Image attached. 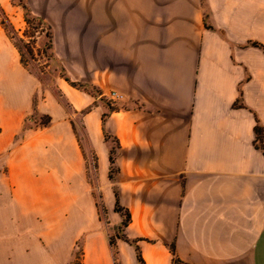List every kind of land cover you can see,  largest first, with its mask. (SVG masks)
Masks as SVG:
<instances>
[{
  "label": "crops",
  "instance_id": "crops-1",
  "mask_svg": "<svg viewBox=\"0 0 264 264\" xmlns=\"http://www.w3.org/2000/svg\"><path fill=\"white\" fill-rule=\"evenodd\" d=\"M27 2L32 16L48 22L51 51L60 37L75 38L64 23L70 14L48 12L55 0ZM89 6L84 73L69 76L96 87L116 109L108 112L89 92L81 97L65 79L58 85L76 109L88 106L107 209L115 196L105 185L104 133L119 142L116 192L131 213L128 247L139 249L144 264H264V52L249 44H264V0ZM64 47L72 51L69 41ZM40 90L0 24V264H63L71 256L41 230L61 229L63 192H72L63 180L85 179L65 165L77 164L81 150L66 149L62 132L73 127L55 98L44 91L35 104ZM35 114H48V122L36 123ZM256 124L263 149L255 145ZM81 264H111L107 245L90 242Z\"/></svg>",
  "mask_w": 264,
  "mask_h": 264
},
{
  "label": "rangeland",
  "instance_id": "rangeland-1",
  "mask_svg": "<svg viewBox=\"0 0 264 264\" xmlns=\"http://www.w3.org/2000/svg\"><path fill=\"white\" fill-rule=\"evenodd\" d=\"M91 0H55V4L51 6L49 13L57 17V13L70 14L67 25L76 30L75 38L67 40L60 37L59 47L47 49V21H31L27 24L24 21V12L20 4H26L27 0H10L9 4L4 7L9 21L13 28L12 41L19 50L21 61L27 68L34 73L40 83L41 90L35 95L36 102L43 97V92L52 95L61 109L65 113L64 122L67 120L72 124L74 133L62 132V141L69 151V148L78 145L81 150L79 162L74 164L73 160L67 165L66 171L75 172L76 169H82L85 179L81 182L75 178L63 180V185L68 186V190L72 192H63L61 229L45 228L42 231L47 243L50 240H58L60 238L62 246L71 250V256L66 263L78 264L83 254L88 251L90 242L104 243L109 250L111 264H134L136 259V251L128 247L130 241L123 239L124 231L121 226L123 220L122 212L105 207V194L102 183L97 179V160L95 153L90 148L91 137L87 131L85 122V112L87 107L76 109L68 96L63 94L59 88L58 82L63 80V76H67L73 82L87 85L84 80H73L70 77L73 73H84L85 55H86V16L91 12L89 3ZM28 7V6H27ZM90 9V10H89ZM100 12V5L97 7ZM59 23V22H58ZM52 36V35H51ZM57 39V38H55ZM54 42V37H52ZM66 41L71 43L69 53L63 49ZM68 43V42H67ZM81 97H85L89 92L96 97L95 102L101 103L106 110L109 99L99 96V90L96 87H78L76 88ZM36 123L43 124L49 120L48 114H35ZM63 121H58V125L64 128ZM105 138L110 148L117 149L115 137L106 133ZM70 159V156L68 160ZM109 172V166L108 171ZM118 173L114 174L113 180L105 179V185L116 192L118 187ZM81 185V186H80ZM80 186V187H79ZM88 190L85 191V190ZM134 245V244H133ZM132 245V246H133ZM130 252V253H129ZM131 255V256H130ZM132 260H131V258ZM136 264H140L136 260Z\"/></svg>",
  "mask_w": 264,
  "mask_h": 264
},
{
  "label": "trees",
  "instance_id": "trees-1",
  "mask_svg": "<svg viewBox=\"0 0 264 264\" xmlns=\"http://www.w3.org/2000/svg\"><path fill=\"white\" fill-rule=\"evenodd\" d=\"M21 8L23 9L24 12V21L29 24L31 21H38L39 23H43L40 19L32 16L29 8L27 7L26 4L21 3L20 4ZM0 24L4 27V29L7 31V33L9 34L10 37H12L10 35V32L13 33V28L12 25L9 21V18L7 16V14L5 13L4 9L1 7L0 5ZM47 37H48V45H47V49H51L52 47V36H51V32H50V27L47 25ZM249 44L259 47L262 49V51L264 52V44H261L260 42L257 41H251L249 42ZM63 78L69 82L70 85L74 86V87H87V85H83L81 83L78 82H72L70 81L66 76H63ZM107 109L108 112L114 111L116 109V107L114 105L111 104V102H107ZM108 113H103L102 114V121L104 123L106 117H107ZM255 145L258 148L263 149V144H262V128L261 126H259L258 124L255 125ZM105 138H108V135L106 133H104ZM115 142L117 144L116 147L119 146V142L117 140V138H115ZM115 154H116V150L114 148H110L109 150V172H108V178L110 180H113L114 174L118 173V167L116 165V160H115ZM114 196H115V205H114V210L117 212H122L121 214L123 215V220L121 221V226L123 227V231L125 230V228L128 226V224L131 221V213L129 211L128 208L123 207L120 204L119 201V196L117 192H114ZM123 239H125L126 241H128V239L126 238L125 234L122 236ZM169 250L173 256V260L175 262H179L178 259L175 257V253H174V245L170 244L169 245ZM135 251H136V260L137 262H139L140 264H144V260L141 257L140 251L139 249L135 246ZM78 264H80V262H78Z\"/></svg>",
  "mask_w": 264,
  "mask_h": 264
}]
</instances>
